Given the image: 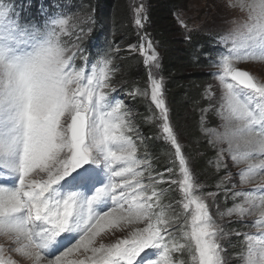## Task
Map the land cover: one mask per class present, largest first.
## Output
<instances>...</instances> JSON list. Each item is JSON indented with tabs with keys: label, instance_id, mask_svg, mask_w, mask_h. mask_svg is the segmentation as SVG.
Segmentation results:
<instances>
[{
	"label": "snow or ice",
	"instance_id": "snow-or-ice-1",
	"mask_svg": "<svg viewBox=\"0 0 264 264\" xmlns=\"http://www.w3.org/2000/svg\"><path fill=\"white\" fill-rule=\"evenodd\" d=\"M229 6L244 19L217 41L224 47L212 75L222 91L216 99L209 85L205 95L216 99L223 121L209 143L225 147L210 163L227 168V156L234 166L245 165L236 175L247 184L264 174V82L236 64L264 61V0ZM133 11L143 28L144 4ZM45 15L42 26L24 21L14 4L0 0V235L10 245H0V264H17L6 251L31 264H64L75 252L84 258L71 264H176L172 254L183 251L191 264H226L227 233L210 211L215 194L196 180L174 130L151 39L141 37L138 50L159 110L158 138L172 149L163 173L147 153L138 155L144 138L110 95L116 91L111 57L87 59L78 43L69 47L62 39L69 18ZM235 188L234 182L226 189L232 206L216 215L240 223L257 217L247 225L257 231L242 234L239 264H264V184ZM169 190L180 194L175 206L163 203ZM117 232L126 234L105 242Z\"/></svg>",
	"mask_w": 264,
	"mask_h": 264
},
{
	"label": "trees",
	"instance_id": "trees-1",
	"mask_svg": "<svg viewBox=\"0 0 264 264\" xmlns=\"http://www.w3.org/2000/svg\"><path fill=\"white\" fill-rule=\"evenodd\" d=\"M141 2L145 6L147 17L143 28L135 25L133 11ZM192 2V0L191 2L189 0H140V2L136 0H83L82 9L86 16L80 29L85 31L90 28L85 36V43H83L87 51L98 45L113 47V53L109 57H114L112 60L115 66L114 72L124 74L128 78L122 85L117 86L133 93L129 103L134 113V122L142 128L145 134L142 148L149 152L152 168L163 173L170 165L171 149L167 146L163 147L164 144L160 143L157 136V110L142 96L137 86L139 82L140 86L146 87L148 69L140 53L124 49L132 43L138 48L142 41L141 37L145 40L154 39L159 43L158 48L164 52L160 60V71L163 72L161 76L165 77L163 81L165 102L172 125L175 131H182L184 137L191 141L187 143V148L191 153L186 155L193 163L191 167L195 178L202 184L203 189L214 191L221 188L218 187V181L214 180L217 171L211 168L212 163H210L214 161V158L216 159L217 152L201 131L202 122L199 121L200 114L197 111V109L201 110L209 106L205 100V86L209 74L206 71L204 73L198 71L197 65L205 61L204 53L212 49L210 43L207 42L214 38L211 32L206 31L208 29L197 26L195 29L194 27L186 28L187 31H183L182 35L188 40L182 41L181 34H177L178 30L174 25L178 12L188 9L187 15L189 14L193 8ZM188 17L190 18V15ZM175 44L180 47L177 49ZM219 48L221 47L218 44L213 52L220 51ZM164 186L165 184L161 185V187ZM169 197L176 198L177 193L167 191L163 198L165 204L169 203ZM176 201H172L174 206ZM239 225L240 222L235 220L226 224L231 234L229 238L231 243L233 241L240 243L243 237ZM182 242L184 243L183 240ZM173 254L175 255L173 259H185L188 252Z\"/></svg>",
	"mask_w": 264,
	"mask_h": 264
},
{
	"label": "rangeland",
	"instance_id": "rangeland-1",
	"mask_svg": "<svg viewBox=\"0 0 264 264\" xmlns=\"http://www.w3.org/2000/svg\"><path fill=\"white\" fill-rule=\"evenodd\" d=\"M136 1L140 2V0H136ZM189 1L191 2V0H189ZM192 1L193 2L191 3V5H193V8L188 14V15H190V18L187 15L188 9H185L182 12H178L177 13L178 17H177V20L175 21L174 25L176 26V28L178 30V32L176 31L177 34L178 35L181 34L180 39L182 41L188 40V38H186L185 36L182 35L183 31H187L186 28H188V27H190V29L192 27H194V29H195V28H197V26H199V27L203 26L206 29H208L206 31L211 32L213 34L214 39L210 40V42H207V43H210V46L212 47V49H210V51L204 53L203 57H204L205 61L202 62L201 64L197 65V68H198L197 70L202 72V73H204V71H206L209 74V76L206 80L207 83L205 86V92H206V89L208 88V86L211 85L213 90H214L215 97H216V99H218L220 94H221L222 89L219 85L218 80L212 75V73L219 71L218 68L213 66V60H215L217 58L218 50L216 52H213V49L218 46V44H217L218 39L223 34L230 31L234 27L235 22L242 21L244 19V14L242 12H240L239 10L230 7L229 6L230 0H192ZM19 3L23 4V1H19ZM77 7H78V5H77ZM61 14L63 16H65L66 18H69V21H70L69 35H65L64 37H62L63 41L65 43H67L69 47H71L72 43H74V42L78 43L80 45V43L83 39L81 38L77 41V36H81L82 34H81V31L76 33L75 30L78 29V27L84 23V19L86 16L85 12L81 11L75 17L71 18L70 14H65V13H61L60 11H58L56 16H59ZM183 19H186L188 22H186V20H183ZM181 21H183V24H181ZM31 22L37 23L41 26L44 24V23H40L37 20H32ZM83 32H85V31H83ZM207 34H210V33H207ZM205 35L206 34H204V36ZM151 41L153 43L155 51L158 54V62H159L158 68L154 69V71H155L157 76L160 75V76H158V78H162V81H164L165 77L161 76V74L163 72L160 71V69H161L160 60H162V57H163L162 54H164V52H162V50H160L158 48L159 43L156 40L152 39ZM134 46H135V44L132 43L129 46L124 47V49H127L128 51L140 53L138 48L134 47ZM165 46H167V43H165ZM175 46L177 47V49L180 47L178 44H175ZM219 46L221 47V48H219L220 50L224 47V45H222V44H219ZM127 50H125V51H127ZM176 51H178V50H176ZM111 58H114V57H111ZM236 67L249 71L250 73L253 74V76L257 80H259L260 82H264V61H257V62H255V61H242V62H238L236 64ZM127 79L128 78L124 74L114 72V76L112 77L111 82L114 86H117V85H122V83L127 81ZM145 83H146V87L144 85L140 86L139 82H137V86L139 87L138 89H139L140 93L142 94V96L145 99H147L148 101H150L151 104L155 107L154 103L151 101V98H150L149 72L147 73ZM163 90H164V88H163ZM126 94L129 98L132 97V95H130L128 93H126ZM110 95L116 99H119L122 102V104L124 105L125 109L127 110L128 114H129L131 122L135 125V127L139 130V133L141 134V136L144 138L145 134L142 131V128L139 127L138 124L134 123V113L132 112L131 104L127 100L125 101L126 98L124 97V95L122 93H119L118 91L110 92ZM164 99H165V93H164ZM216 99L210 101L205 95V100L207 101V103H209V106H206L201 110L197 109L198 113L200 114L199 121L202 122L201 131L206 136L208 141H214L215 138L212 135V133L214 131L222 130L221 125H222L223 121L221 120V118L217 112L218 105L216 103ZM156 110H157L156 114L158 115L159 110L158 109H156ZM156 121H157V119H156ZM174 130H175V128H174ZM175 132L178 135L181 144L183 145L185 153L186 154L191 153L190 149L187 148L188 147L187 143H190L191 141L187 140L184 137L182 131L177 130ZM157 136H159L158 127H157ZM159 141H160V143L164 144L163 147L167 146L170 148V146L164 140L159 138ZM211 145H213V144H211ZM142 147H143V144L141 145L140 151L138 154L145 155V153H147V155L149 156V152L147 150H144ZM223 147H225V145L216 144V146H215L216 152H218L219 149L223 148ZM171 153H172V149H171ZM170 154H169V157H170ZM214 161H215V158H214ZM224 161L227 164V168L216 167L214 164L211 165V168L214 171H217V174L214 176V180H215V182L218 181L219 187H221V188H219L218 190H214V191L207 190V189H203V190H204V192H212L215 194L213 198L209 199L210 211L214 215V218L217 220V222L220 223L224 227L225 233H227V235L224 237V240L221 241V243L223 244L224 250H225L224 251V257L226 260V264H239V252L241 250L243 237H242L240 243L237 241H233L231 243V240L229 239L231 234H230V231L228 229V226H226V224H228L231 220L237 221V218L226 216L223 219H221L220 216L216 215L217 209H219L220 211H224L226 208L232 206L233 199L231 197V193L229 191H226V189L231 188L232 183H234V182L236 183V188L233 189L234 191H238L240 189H251V188H254V186L256 187L257 185L264 183V174L256 175L250 183L239 184L238 183L239 177L236 175V173L239 172L240 168L245 167V165L234 166L232 164L231 159L228 158L227 156L224 157ZM191 164H193V163H191V160H190V165ZM194 176H195V174H194ZM197 181L199 182V180H197ZM199 184H200V182H199ZM200 185H202V184H200ZM164 187H165V189H167L168 185L165 184ZM169 192H176V191L169 190ZM176 193H177V197L176 198L169 197L168 202H172V201L180 199V194L178 192H176ZM164 201H163V203H164ZM255 218H257V217H248V218H246L245 222L240 223V225H239L240 231H242L243 233H246V232L255 233L257 231L256 228H249L247 226ZM125 234L126 233L117 232L116 236L107 237L108 239H110V240H108V242H111V240L116 239V237L121 236V235H125ZM105 242L108 243L106 241V239H105ZM179 242L183 243L182 239H180ZM238 244L240 246H238ZM0 245H3L5 247V249H7L10 246L8 241L6 240V238L3 237L2 235H0ZM174 253H177V252H174ZM5 254L11 255L12 258L15 261H17V264H31L30 260L22 258L19 254H16L15 252L8 253L6 251ZM172 255L174 258L175 255L174 254H172ZM185 257H186L185 259H182V258L181 259H174V261L176 262V264H180L181 261L183 262V264H191V257L189 255V253ZM83 258H84V255L81 252H75V253H72L71 255H69L68 257L65 258L64 264H71V261L83 259ZM44 262L47 263V259H45Z\"/></svg>",
	"mask_w": 264,
	"mask_h": 264
},
{
	"label": "bare ground",
	"instance_id": "bare-ground-1",
	"mask_svg": "<svg viewBox=\"0 0 264 264\" xmlns=\"http://www.w3.org/2000/svg\"><path fill=\"white\" fill-rule=\"evenodd\" d=\"M257 178V177H256ZM108 240H110V239H108V238H106V241L108 242ZM44 264H47L46 262H44Z\"/></svg>",
	"mask_w": 264,
	"mask_h": 264
}]
</instances>
